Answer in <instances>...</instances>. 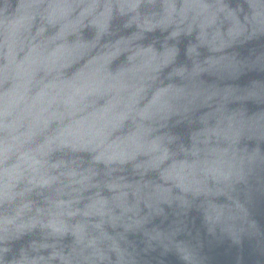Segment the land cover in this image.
I'll list each match as a JSON object with an SVG mask.
<instances>
[{"label":"clouds","instance_id":"obj_1","mask_svg":"<svg viewBox=\"0 0 264 264\" xmlns=\"http://www.w3.org/2000/svg\"><path fill=\"white\" fill-rule=\"evenodd\" d=\"M253 192L264 0H0V264H264Z\"/></svg>","mask_w":264,"mask_h":264},{"label":"water","instance_id":"obj_2","mask_svg":"<svg viewBox=\"0 0 264 264\" xmlns=\"http://www.w3.org/2000/svg\"><path fill=\"white\" fill-rule=\"evenodd\" d=\"M247 78L242 77L240 82H245ZM253 200L257 204V218L259 219L260 204L264 201V196L259 192H253ZM194 215L197 216L195 224H190L189 226L193 229V234H195L196 229H201L202 254L207 257L206 264H256L257 259H259V251L256 249L255 239L245 237L242 245H236L229 239H220L218 235L212 236L205 233L202 229L199 215L195 213ZM151 256L159 257V250L152 253ZM163 259L171 261L175 257L169 253ZM154 264H156L155 261Z\"/></svg>","mask_w":264,"mask_h":264}]
</instances>
